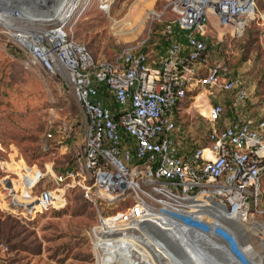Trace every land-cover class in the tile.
I'll return each mask as SVG.
<instances>
[{
  "label": "built area",
  "instance_id": "built-area-1",
  "mask_svg": "<svg viewBox=\"0 0 264 264\" xmlns=\"http://www.w3.org/2000/svg\"><path fill=\"white\" fill-rule=\"evenodd\" d=\"M98 2L107 12L111 0ZM166 8L173 19L166 21L164 31L171 22L188 30V54H182L180 43H173L156 60L130 47L99 62L74 36L69 21L49 27L26 16L17 1H0V31L32 67L64 77L81 109V148L69 167L54 173V185L37 192L34 206L39 212L59 209L71 192L80 193L98 213L92 230L97 262L108 261L114 248L129 255L131 243L124 237L139 235L145 228L169 240L177 233L190 248L202 252L199 232L214 241L221 256L243 263L245 253L225 224L246 225L263 198L264 117L255 126L239 116L218 125L224 109L215 103L206 114L207 145L189 151L181 146L189 133L180 118L181 104L199 86L231 92L235 112L247 98L243 78L227 66L203 71V38L210 16L219 26L241 34L255 3L172 0ZM102 85L106 88L100 89ZM100 94L116 106L110 108ZM52 136L48 127L44 150ZM29 196L24 193V198ZM15 205L24 208L22 203ZM9 248L0 243V252ZM179 255L192 260L188 246H181Z\"/></svg>",
  "mask_w": 264,
  "mask_h": 264
},
{
  "label": "rangeland",
  "instance_id": "rangeland-1",
  "mask_svg": "<svg viewBox=\"0 0 264 264\" xmlns=\"http://www.w3.org/2000/svg\"><path fill=\"white\" fill-rule=\"evenodd\" d=\"M15 1L29 4L33 10L28 14L29 18L40 22L54 16L56 10L53 9L60 0H49V3L45 0ZM85 1L79 0L71 9L69 22L74 36L87 45L99 62L112 60L130 47L145 48L153 55L152 41L157 26L173 19L168 8L164 10L172 0H111L107 12L100 10L98 0H87L84 4ZM254 3V12L241 34L231 27L219 26L214 16L209 18L205 33L208 54L201 68L205 72L216 65L227 66L231 74L241 75L248 95L235 112L232 103L228 105L231 92L208 86H199L192 91L181 104L180 124L188 131L187 138H191L181 141L185 149L191 146L190 143H202L209 126L206 114L215 103H223L226 108L218 125L231 121L227 116L229 110L243 120L259 122L264 117V0H254ZM80 119L81 109L64 77L51 76L32 67L25 54L0 31V216H6L0 224V243L10 247L9 251L0 252L3 264H107L110 261L118 264H193L192 260L182 262L181 258L174 263L167 253L170 249L165 245L174 246L178 251L175 254L179 255L178 241L166 243L168 239H163L162 246H156L155 240L159 237L152 231L149 232L154 235V240L146 237L148 233L144 232L133 236L143 237L145 242L142 247L132 245L130 256L121 248H114V253L107 255L108 261L102 258L97 262L92 230L98 213L76 191L69 194L62 208L36 210L37 192L43 187H52L54 173L72 163L81 148ZM48 127L54 130L47 141L52 145L62 138V134L75 129L66 148L43 151ZM1 188L6 191L2 192ZM262 189L264 193V181ZM26 192L29 198H24ZM12 203H22L24 208L14 205L11 210L9 205L12 207ZM246 225L225 224L237 236L241 248H245L247 232H256L251 240L253 248L248 247L246 253V259L249 258L234 264H253L258 259L264 264V195ZM157 241H161V237ZM197 241L203 246L209 244L213 249L211 240ZM182 242L180 244L190 247ZM202 254L209 264H232L231 258L211 253L208 248L203 249ZM200 257L195 264H206Z\"/></svg>",
  "mask_w": 264,
  "mask_h": 264
},
{
  "label": "trees",
  "instance_id": "trees-1",
  "mask_svg": "<svg viewBox=\"0 0 264 264\" xmlns=\"http://www.w3.org/2000/svg\"><path fill=\"white\" fill-rule=\"evenodd\" d=\"M164 26H165L164 23H163V25H158L157 26V33L154 36L155 37V40L152 41V43H154V45L152 46V49H151L152 51L154 49L153 55H151L150 50H147L145 48H140L141 51L142 52H149V59L150 60H156L159 56L164 55L166 53L168 47L171 44H173V43H180L181 46H182V54L183 55L188 54V52L191 49L190 46L187 43V36H188L189 31L186 30V29H181L178 26V24L173 23V22L169 23L168 29L165 30V31H164ZM162 31H164V33ZM203 39L205 41V46H206L205 47V52L203 53V56L206 57L205 58V60H206L207 59V54H208L207 53L208 52V42H207V37H204ZM105 88H106L105 85H102L100 87V89H105ZM100 97L102 99H104V102L107 103L110 108L116 106V104L113 101H110V100L106 99L105 98V95L100 94ZM229 103L231 104V102L228 101V105H230ZM222 105H223V109H224L225 108L224 107L225 105L223 103H222ZM226 107H228V106H226ZM225 111H226V108H225ZM229 111H231V112L230 113H227V116L230 118L231 121L232 120H235L238 117V114L234 113L233 110H229ZM222 119L223 118L220 117V120H222ZM257 123H258V121H253L251 125L252 126H255ZM78 124H79V126H81L80 121L78 122ZM74 131H75V129H73V131H70L69 136H67V137L63 136V134H62V136H61L62 138L61 139H58V141H57V143L55 145H52V143H49V145H48L49 146V149L48 150L57 149V147H59V148H61V147L62 148H66V144H68V142L71 140L70 139L71 132L73 134ZM207 131H208V128L206 130V134L203 137L202 143H200L199 145L190 143L191 146H187L188 148L186 149V151L192 150L195 147H202V146L207 145V143H208ZM52 134H54V130L52 131ZM187 140H191V138H187ZM43 151H46V150H43ZM73 160L74 159H72V162H73ZM71 164L72 163H70L69 165H67L65 168L69 167ZM63 170H60L59 169L57 172H62ZM263 181H264V176H263Z\"/></svg>",
  "mask_w": 264,
  "mask_h": 264
},
{
  "label": "bare ground",
  "instance_id": "bare-ground-1",
  "mask_svg": "<svg viewBox=\"0 0 264 264\" xmlns=\"http://www.w3.org/2000/svg\"><path fill=\"white\" fill-rule=\"evenodd\" d=\"M37 1H39V0H37ZM41 2H43L42 0H40ZM39 1V2H40ZM47 3H49V0H45ZM79 0H64V2L59 6V8H57V10H56V13L54 14V16H55V18H58V17H61L62 19H68L69 17H68V14H70L71 12V9H73V7L77 4V2H78ZM87 1V0H86ZM84 2V4H86L87 2ZM56 3V2H55ZM81 8H84V7H81ZM79 11V10H78ZM74 13V12H73ZM72 13V14H73ZM26 17V16H25ZM26 18H28V17H26ZM254 229V228H253ZM140 231H141V233L142 232H144V233H148V234H145V236L146 237H149V238H152L153 240H154V235L152 236V235H150V232H146L147 230H145V228H140ZM153 233V232H152ZM256 234V232L254 231V230H252V231H248L247 232V234H246V236L244 237V242H245V248H242V250H243V252L245 253V256L247 257V252H248V247H250L251 249L253 248V246H252V244H251V240L253 239V235H255ZM196 236H197V240H202V238L203 239H205V240H209V238H206L203 234H201V233H197L196 234ZM172 239L173 240H177L178 241V245H181L182 247H186V245H183V244H180L181 243V241H183V242H185V240L183 239V238H181L177 233H173V235H172ZM202 237V238H201ZM155 238H157V237H155ZM124 239L125 240H128L129 239V241H130V243H131V246L132 245H135V246H140V247H142V246H144V242H145V239L143 238V237H141V238H137V237H133V236H130V237H124ZM159 238H157V240H158ZM157 240H155V245L156 246H162V244L161 243H163V242H165L164 240H163V238H161V241H157ZM167 240V239H166ZM157 241V242H156ZM161 242V243H160ZM167 242H171V238H170V240L168 239L167 241H166V243ZM182 242V243H183ZM186 243V242H185ZM212 243H214V241L212 242ZM215 244V243H214ZM209 244H206L205 246H203V247H205V248H203V249H206V248H208L210 251H211V253H217V254H219L218 253V250H216L215 251V247L213 246V249L211 248V245L210 246H208ZM164 246V245H163ZM167 248H169L170 250H167L168 252V254L170 255V257H171V259H172V261L175 263V261H177L179 258H181V260H182V262H184V259H182V257L180 256V255H177V254H175V252H178V251H175V248H174V246H172V245H170L169 243H167V245H165ZM215 246H216V244H215ZM189 251L191 252V255H192V263L193 264H195L196 262H198V256H201L200 258L203 260V262L204 263H208L209 264V261L208 260H206L205 259V255L204 254H202V252L200 251V252H197V250H195V249H193V248H190L189 247ZM179 254V253H178ZM219 255H221V254H219ZM130 256V255H129ZM178 258V259H177ZM229 258H231V257H229ZM249 258V257H248ZM247 258V259H248ZM201 260V261H202ZM200 262V261H199ZM230 263H232V264H234V263H237L236 262V260L235 259H233V258H231L230 259ZM176 264V263H175ZM253 264H261V262H259V259L257 260V262L256 263H253Z\"/></svg>",
  "mask_w": 264,
  "mask_h": 264
},
{
  "label": "water",
  "instance_id": "water-1",
  "mask_svg": "<svg viewBox=\"0 0 264 264\" xmlns=\"http://www.w3.org/2000/svg\"><path fill=\"white\" fill-rule=\"evenodd\" d=\"M34 2L35 1H33V3L32 4H34ZM64 2V0H60L59 1V4L57 5V6H55V8L53 9V10H57V8H59V6L62 4ZM19 4V7L23 10V12L25 13V15L26 16H28V14L30 15V14H32L33 12V10H31L30 9V5H29V7L28 6H26L27 5V3H24V5L26 6H24L22 3H18ZM29 17V16H28ZM70 18V17H69ZM69 18L68 19H62L61 17H58V18H55V16H53V17H51L50 19H42V20H39L40 22H38V23H40V24H43V25H47V26H49V27H53V26H58V25H60V24H62L63 22H65V21H69ZM31 19V18H30ZM32 20H35V19H32ZM35 21H38V20H35Z\"/></svg>",
  "mask_w": 264,
  "mask_h": 264
},
{
  "label": "crops",
  "instance_id": "crops-1",
  "mask_svg": "<svg viewBox=\"0 0 264 264\" xmlns=\"http://www.w3.org/2000/svg\"><path fill=\"white\" fill-rule=\"evenodd\" d=\"M2 189V188H1ZM8 189V188H7ZM2 192H4V191H6V189H2L1 190ZM13 205H12V207H11V205H9L10 206V208H11V210H12V208L14 209V203H12ZM15 207L16 208H18L16 205H15ZM10 210V209H9ZM6 217V216H5ZM5 217H3V216H0V224L2 223V220L5 218ZM0 236H1V232H0Z\"/></svg>",
  "mask_w": 264,
  "mask_h": 264
}]
</instances>
